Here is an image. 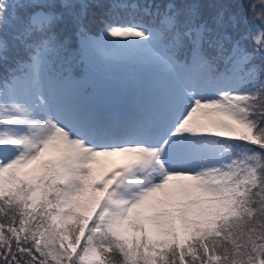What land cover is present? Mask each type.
Returning a JSON list of instances; mask_svg holds the SVG:
<instances>
[{"label":"snow or ice","instance_id":"1","mask_svg":"<svg viewBox=\"0 0 264 264\" xmlns=\"http://www.w3.org/2000/svg\"><path fill=\"white\" fill-rule=\"evenodd\" d=\"M0 264H264V0H0Z\"/></svg>","mask_w":264,"mask_h":264}]
</instances>
